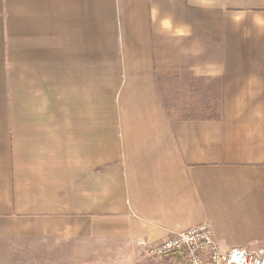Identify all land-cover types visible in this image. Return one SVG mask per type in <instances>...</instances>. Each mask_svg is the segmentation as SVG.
<instances>
[{"label":"crops","instance_id":"1","mask_svg":"<svg viewBox=\"0 0 264 264\" xmlns=\"http://www.w3.org/2000/svg\"><path fill=\"white\" fill-rule=\"evenodd\" d=\"M202 222L264 246V0H0V264Z\"/></svg>","mask_w":264,"mask_h":264},{"label":"built area","instance_id":"2","mask_svg":"<svg viewBox=\"0 0 264 264\" xmlns=\"http://www.w3.org/2000/svg\"><path fill=\"white\" fill-rule=\"evenodd\" d=\"M148 256H178L175 264H264V246L256 250L232 247L220 251L212 230L202 222L146 246Z\"/></svg>","mask_w":264,"mask_h":264},{"label":"rangeland","instance_id":"3","mask_svg":"<svg viewBox=\"0 0 264 264\" xmlns=\"http://www.w3.org/2000/svg\"><path fill=\"white\" fill-rule=\"evenodd\" d=\"M144 245V244H143ZM148 244H146V246H147ZM145 246V245H144ZM95 249V254H97V258H98V262H97V264H105V262H107L110 258L109 257H106L105 255H103V256H100L101 255V253L99 252H97L96 250H97V248H94ZM145 250H146V248H145ZM105 253V252H104ZM107 254V253H106ZM99 256V257H98ZM121 258V257H120ZM120 258H118V257H116V259L115 260H121ZM43 260H41V262L43 263V264H48V262L49 261H51V260H53L51 257H49V258H46V256H43V258H42ZM59 259H60V261L62 260V257H59ZM96 258L94 259V262H96ZM39 263V264H42V263ZM55 262V261H54ZM20 264H22V263H20ZM90 264V263H89ZM146 264H147V262H146ZM148 264H151V262H148ZM152 264H166L164 261H162V262H159V263H157V262H154V263H152Z\"/></svg>","mask_w":264,"mask_h":264}]
</instances>
